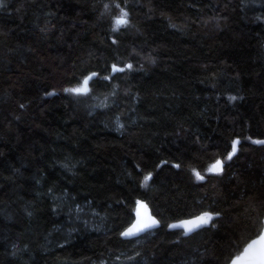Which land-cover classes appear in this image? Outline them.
I'll return each mask as SVG.
<instances>
[{"label": "trees", "instance_id": "16d2710c", "mask_svg": "<svg viewBox=\"0 0 264 264\" xmlns=\"http://www.w3.org/2000/svg\"><path fill=\"white\" fill-rule=\"evenodd\" d=\"M254 141L264 0H0V264H228L262 229ZM139 201L159 226L123 239Z\"/></svg>", "mask_w": 264, "mask_h": 264}, {"label": "snow or ice", "instance_id": "6c2138e0", "mask_svg": "<svg viewBox=\"0 0 264 264\" xmlns=\"http://www.w3.org/2000/svg\"><path fill=\"white\" fill-rule=\"evenodd\" d=\"M123 23H126V20L124 19L117 20V24H123ZM87 84H88V80L86 79L84 81V87L77 89H69V91H73L76 93L86 92ZM236 143L238 142H235L232 146L233 154L235 153L236 150ZM254 143H264V141H254ZM228 158L230 159L231 155H229ZM219 167H220V161H217L216 165L213 166V170L219 171ZM197 176L198 178L202 179V177H199V174H197ZM149 178L150 177H145V180L147 181V179ZM141 207L144 206L141 205ZM209 219H211V217L208 216L207 213H205L203 216L198 217L197 220L187 221L181 226L185 228L186 232H189L193 228L198 227L201 224H206ZM151 223L155 224L156 222L153 220ZM150 226L151 224L138 222L137 225H133V228L129 229V231L124 233V235L135 234V232L142 231L145 227H150ZM173 227H175V225ZM233 264H264V234H261L258 239L252 240L251 243H249L247 247L243 250V253L240 256H238L235 261H233Z\"/></svg>", "mask_w": 264, "mask_h": 264}, {"label": "water", "instance_id": "95a60500", "mask_svg": "<svg viewBox=\"0 0 264 264\" xmlns=\"http://www.w3.org/2000/svg\"><path fill=\"white\" fill-rule=\"evenodd\" d=\"M141 205H143L144 207H141ZM200 217V216H197V217H193V218H190V219H187L185 221L182 222L181 225H183L185 222L187 221H195L197 220V218ZM155 221L156 223L155 224H152L151 222L152 221ZM138 222H144V223H148V224H151L150 227H145L142 231H138V232H135V234H132V235H124V233L128 232L129 229L133 228V225H137ZM207 224V223H206ZM206 224H201L200 226L198 227H195L193 228L191 231L189 232H186L185 228L181 226V228L183 229L184 232L186 233H193L199 229H201L203 226H205ZM159 226V222L158 220L151 214V211L149 209V207L147 206V204L144 202V201H139L136 205V210H135V216H134V220L132 222V224L130 226H128L122 233H121V237L123 239H131V238H136V237H139L140 235L144 234V233H147L149 231H152V230H155L157 227ZM261 234H264V217H263V221H262V229L260 231V233L254 237L253 239H251L243 248V250L247 247V245L249 243H251L252 240L254 239H258L259 236ZM243 250L241 251V253L235 257H233L228 264H233V261L236 260V258L238 256H240L242 253H243Z\"/></svg>", "mask_w": 264, "mask_h": 264}, {"label": "rangeland", "instance_id": "374dc122", "mask_svg": "<svg viewBox=\"0 0 264 264\" xmlns=\"http://www.w3.org/2000/svg\"><path fill=\"white\" fill-rule=\"evenodd\" d=\"M120 19H121V18H120ZM81 88H82V87H81ZM214 165H216V163L213 164V165H210L209 167H207V168H206V172H208V173H218V172L221 171V164H220V167H219V171H217V170H213V166H214ZM195 176H196V178H198L197 174H195ZM199 177H200V175H199Z\"/></svg>", "mask_w": 264, "mask_h": 264}]
</instances>
